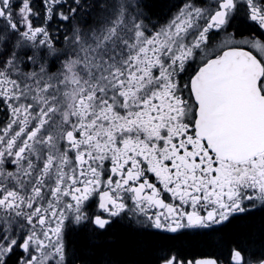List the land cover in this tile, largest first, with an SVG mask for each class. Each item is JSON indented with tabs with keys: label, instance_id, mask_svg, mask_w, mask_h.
<instances>
[{
	"label": "snow or ice",
	"instance_id": "snow-or-ice-1",
	"mask_svg": "<svg viewBox=\"0 0 264 264\" xmlns=\"http://www.w3.org/2000/svg\"><path fill=\"white\" fill-rule=\"evenodd\" d=\"M0 264H264V0H0Z\"/></svg>",
	"mask_w": 264,
	"mask_h": 264
},
{
	"label": "trees",
	"instance_id": "trees-1",
	"mask_svg": "<svg viewBox=\"0 0 264 264\" xmlns=\"http://www.w3.org/2000/svg\"><path fill=\"white\" fill-rule=\"evenodd\" d=\"M184 246L192 253H212L218 251V248L211 241H204L201 238L185 241Z\"/></svg>",
	"mask_w": 264,
	"mask_h": 264
}]
</instances>
